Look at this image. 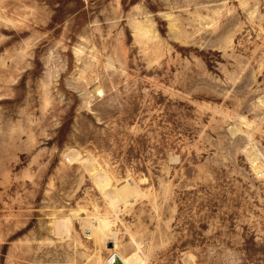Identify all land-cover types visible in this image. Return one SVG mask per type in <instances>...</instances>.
Masks as SVG:
<instances>
[{"label":"rangeland","instance_id":"374dc122","mask_svg":"<svg viewBox=\"0 0 264 264\" xmlns=\"http://www.w3.org/2000/svg\"><path fill=\"white\" fill-rule=\"evenodd\" d=\"M259 156L264 0H0V264H264Z\"/></svg>","mask_w":264,"mask_h":264},{"label":"bare ground","instance_id":"6f19581e","mask_svg":"<svg viewBox=\"0 0 264 264\" xmlns=\"http://www.w3.org/2000/svg\"><path fill=\"white\" fill-rule=\"evenodd\" d=\"M94 93L101 95L102 90L97 88L94 90ZM232 131L231 132L235 135L239 130L234 128ZM65 156L71 163L81 162L86 165L88 171L91 172L97 190L103 196L108 208L112 212L116 213V210L121 206V203L124 206H129L134 200L133 197L139 194L136 183L132 179L124 182L116 180L114 177L110 176L106 170L100 167L92 156L81 157L79 154L73 155L71 151ZM253 169L258 175L262 176L264 174V158L262 156L254 159ZM142 181L143 183H146V179H143ZM136 246L138 252L128 256L119 252H114L106 259L105 264H142L144 260L139 255L141 245L137 243Z\"/></svg>","mask_w":264,"mask_h":264}]
</instances>
